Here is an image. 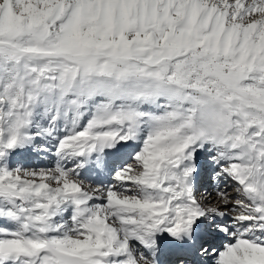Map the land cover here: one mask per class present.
Here are the masks:
<instances>
[{
	"label": "snow or ice",
	"instance_id": "1",
	"mask_svg": "<svg viewBox=\"0 0 264 264\" xmlns=\"http://www.w3.org/2000/svg\"><path fill=\"white\" fill-rule=\"evenodd\" d=\"M0 264H264V0H0Z\"/></svg>",
	"mask_w": 264,
	"mask_h": 264
}]
</instances>
